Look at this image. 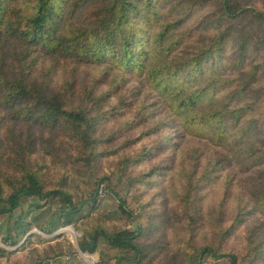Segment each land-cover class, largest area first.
<instances>
[{
	"label": "trees",
	"instance_id": "obj_1",
	"mask_svg": "<svg viewBox=\"0 0 264 264\" xmlns=\"http://www.w3.org/2000/svg\"><path fill=\"white\" fill-rule=\"evenodd\" d=\"M0 202L11 264L80 222L95 264H264V0H0Z\"/></svg>",
	"mask_w": 264,
	"mask_h": 264
},
{
	"label": "rangeland",
	"instance_id": "obj_2",
	"mask_svg": "<svg viewBox=\"0 0 264 264\" xmlns=\"http://www.w3.org/2000/svg\"><path fill=\"white\" fill-rule=\"evenodd\" d=\"M127 186L107 188L105 183L96 187L93 180L87 178L85 180L73 179L71 184V193L73 195L74 204L77 207L86 206L92 197L97 195L101 202L99 213L105 221L115 223L119 230L131 229L134 230L144 226L147 222V215L143 209V205L138 200L134 191L128 190ZM92 203V201H90ZM121 204L124 208H128L134 213V224H128L127 217L121 209ZM1 209H7L5 203L0 202ZM55 208H59L58 203L54 204ZM0 247L4 250L15 251L17 248L2 246L1 236L6 231L7 220L4 216L0 217ZM81 229L74 230L72 227L62 229L54 236H45L39 231H33L31 235H40L42 240L34 241L31 247L23 252L15 255L13 260L20 264H95L99 261L97 256L88 257L81 254L78 248L77 238L87 235L89 230L83 222L79 223ZM28 236H31V235ZM59 236V237H58ZM60 238V239H58ZM2 244V245H1ZM105 249L103 248V252ZM77 252V253H76ZM110 257L117 256V250H106ZM1 264H11L7 262L5 257H1ZM90 260L91 262L89 263ZM113 262H111L112 264ZM120 264H131L128 261L122 260ZM199 264H229L228 260L214 262L211 258L207 261H202Z\"/></svg>",
	"mask_w": 264,
	"mask_h": 264
},
{
	"label": "bare ground",
	"instance_id": "obj_3",
	"mask_svg": "<svg viewBox=\"0 0 264 264\" xmlns=\"http://www.w3.org/2000/svg\"><path fill=\"white\" fill-rule=\"evenodd\" d=\"M87 261H89V263L91 262L90 260H87Z\"/></svg>",
	"mask_w": 264,
	"mask_h": 264
},
{
	"label": "built area",
	"instance_id": "obj_4",
	"mask_svg": "<svg viewBox=\"0 0 264 264\" xmlns=\"http://www.w3.org/2000/svg\"><path fill=\"white\" fill-rule=\"evenodd\" d=\"M2 245V244H1ZM2 246H4V245H2ZM5 247V246H4ZM6 248V247H5ZM8 251V250H7Z\"/></svg>",
	"mask_w": 264,
	"mask_h": 264
},
{
	"label": "water",
	"instance_id": "obj_5",
	"mask_svg": "<svg viewBox=\"0 0 264 264\" xmlns=\"http://www.w3.org/2000/svg\"><path fill=\"white\" fill-rule=\"evenodd\" d=\"M30 235H31V234H30ZM28 237H29V236H28ZM28 237H27V238H28Z\"/></svg>",
	"mask_w": 264,
	"mask_h": 264
}]
</instances>
